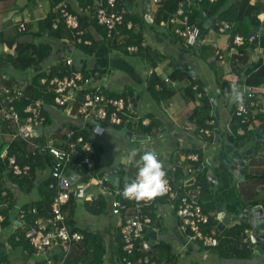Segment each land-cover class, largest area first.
I'll use <instances>...</instances> for the list:
<instances>
[{
    "label": "crops",
    "instance_id": "1",
    "mask_svg": "<svg viewBox=\"0 0 264 264\" xmlns=\"http://www.w3.org/2000/svg\"><path fill=\"white\" fill-rule=\"evenodd\" d=\"M122 1L124 16L126 14L127 21L132 22V27L122 26V37L112 41L106 36L104 27L96 23L93 0H0V56L15 55L16 48L21 42L34 45L46 44L49 49L48 56L41 63L27 70L16 69L12 63H3L0 66V95L3 86L12 89L21 88L28 96L30 94L27 88L31 86L35 90L43 91L37 99H32L30 96L31 100L42 101L45 111V121L39 131L43 136H60L69 126L83 125V120L77 111L73 112L72 109H68L71 104H74L73 109L75 106L78 108V102L65 107L58 106L54 101L51 104L46 102L45 96L51 97L53 94L40 84V79L51 77L49 74L53 69L62 67L63 69L81 70L93 77L91 84L93 87L99 83L113 93L126 91L130 94L128 99L133 101L131 114L135 117L134 120L141 121L147 118L151 123L154 119L159 130L155 135L149 134L147 140L131 146L126 140H137L126 137V129L120 130L104 122L99 124L102 125L100 132L91 135L89 128L87 133L94 140L95 149L97 146L101 166L102 152L120 151L122 155L125 153L123 163L109 169L118 168L119 175L125 178H135L138 171L139 154L146 150L155 152L163 161L167 177L175 184L180 183L183 178L193 176L195 184L201 185L202 192L199 195V202L211 218V224L208 226L209 233H215L219 238H223L226 237L225 232L231 227H238L233 237L239 238L245 246L252 249V252L241 250L235 254L232 249H226L221 244L206 248L189 241L186 234L181 231L180 220L173 209L161 214L155 211L152 218L153 226L147 235L152 244V258L170 264H264V253H255L257 242L254 243L251 240V237L255 235L251 223L233 217L228 220L227 224L220 226L222 220L220 212L232 214L236 210H244L249 206L264 209V137L254 140L255 134L263 125L260 119L263 112L251 111L254 123L250 122V124H253L254 128L249 130L254 135L244 142V146H240V140L236 134H242L241 130L244 128L240 126L237 131L233 128L237 118L238 102H232L231 98V88L235 84L242 91L244 102L248 101L247 91H253L262 100L261 108L264 109V82L260 83V80L264 78V10L258 14L260 23L249 27L248 33L254 34L255 40L238 46L234 44L227 31L221 32L218 29L222 22H229L231 25L240 22L237 0H227L228 18L224 20H220L218 15H208L197 0H187L192 9L190 21L199 25L201 35L204 34L200 46H196L201 48L200 52L206 59L203 62L192 50L193 47L187 46L183 39L175 34L173 27L162 18L160 7L163 0ZM257 1L264 6V0H251V3ZM62 3L69 4L71 9L78 13L81 24L92 42L90 45H79L65 31L54 27V22L58 18V9ZM197 8H200L201 15L195 14L194 10ZM49 17L50 19L53 17L51 28L48 22H45ZM211 18H213L212 21ZM21 23L26 24L25 30L20 28ZM58 23L65 27V23L61 24L60 21ZM140 37L142 40L136 41ZM129 45H137L138 52H129L127 50ZM216 46L221 49L223 55L221 59L216 56ZM69 58L73 59L70 66L66 64ZM154 74L160 76L175 91L173 96L156 99L149 89V82ZM166 78L176 81L177 85L173 87L171 82L166 81ZM219 79L227 82L229 90L220 88ZM200 84L203 85L202 90L197 92L195 98L185 100V88L192 85L193 90H196L195 86L198 88ZM156 87L161 88L160 85ZM199 92H203L202 96L198 94ZM204 99L211 103L210 113L216 119V123L219 121V132L223 134L221 142L215 136L216 124L210 137L201 134L203 126H200L197 119H189L193 111L201 109ZM4 106H7L5 102L2 107ZM4 125L0 127V147H3L1 154L5 155L8 150L7 146L11 142L10 132L12 131L2 128ZM115 130L124 132L123 146H120L121 143L115 139ZM227 143L233 144L236 150L242 153L247 149H253V153L249 155L247 164L244 166L246 171L244 180L236 178L221 162L224 144ZM133 149L139 152L135 157L131 155ZM191 150H200L202 159L208 163L202 166V164L188 160L187 154L196 152ZM1 160L6 162V158ZM50 173L51 166L44 170L38 169L31 178V183L25 187L24 181L18 184L6 179V190L11 193L12 198L11 201L9 200L11 203L1 204V208L2 205L10 207L8 213H5L10 223L4 227L0 223V259L5 256L10 264H38L41 261V254L31 252V249H23L21 246L17 247L13 242L11 245L8 239L11 234H16V240L21 238L20 232H15L12 226L18 219L16 217L19 214V208L23 209L24 205L37 201V203L43 202L44 196L50 197L44 194L46 188L48 192L50 190V181L48 182ZM211 173L216 175V180L210 177ZM24 193L28 194L25 198H23ZM42 195L43 197H40ZM105 195L112 199V193ZM111 199L108 212L100 214L108 217V222L104 223L106 225L103 228L91 229L103 234V241L107 246L103 264H126L118 258L117 235L120 231L121 218L112 213ZM36 204L34 203L33 206ZM80 204L83 205V202ZM31 207L28 209L30 210ZM83 207L91 213L89 206L83 205ZM86 221L85 212L77 213L74 227L79 229L81 225L86 224ZM94 224L102 226L103 222L99 220ZM244 225L246 227L243 230ZM69 228L72 230V227ZM8 245L12 246V250L21 251V259L13 257L11 252L7 251ZM82 249V242L74 245L66 258L67 264H81L82 261L78 257ZM52 253L55 257L61 258L63 251L60 249V243L52 248Z\"/></svg>",
    "mask_w": 264,
    "mask_h": 264
},
{
    "label": "built area",
    "instance_id": "2",
    "mask_svg": "<svg viewBox=\"0 0 264 264\" xmlns=\"http://www.w3.org/2000/svg\"><path fill=\"white\" fill-rule=\"evenodd\" d=\"M94 1L97 23L106 29L108 38L112 41L119 40V37H122L121 27L125 25L131 28L132 22L125 20L124 11L119 7L117 0H107L105 5L102 0ZM197 1L202 2L203 0ZM208 1L214 3L218 0ZM191 12V5L187 0H180L179 7L176 13L169 18L168 24L173 27L175 34L181 37L187 46L194 47L199 43L202 31L199 25L190 21ZM57 17L54 22L55 28L58 27V21L63 22L70 29L78 44L90 45L92 43L86 37V29L81 25L79 15L71 9L69 4L62 3L60 5ZM231 26L229 22H222L219 30L226 32ZM20 28L25 30L26 24L21 23ZM255 38L254 34L249 37L236 34L233 42L238 46H243L247 42H253ZM127 50L135 53L138 52L139 48L137 45H129ZM215 53L218 58H222L221 49L217 46ZM72 63V58L67 59V65L70 66ZM92 81L93 77L81 70H73L70 74L63 76L55 75L40 79V84L47 91L52 92L53 100L58 106L65 107L74 102L79 103L77 113L82 117L83 125L69 126L60 136L41 135L39 129L42 128L45 121L42 101H34L26 97L30 102L25 108L26 115L24 118L13 105L4 106L0 111V127L6 124L10 129L15 128V131L10 132L11 141L20 138L26 141L31 152L35 153L37 150L49 151L53 156L51 165L52 181L49 185L52 194L50 197L44 196L43 202L30 208L29 211L31 214L36 215V220L25 232L31 246L38 254L42 255V259L38 264H67L65 260L71 248L84 239L82 232L72 231L68 227L63 213V207L72 195H75L77 202H82L99 193H112V213L115 216L124 213L120 225L126 253L123 260L126 264H170L153 259L151 256L152 244L147 235L153 226V219L151 215L146 213L148 211L146 207L150 206L153 207L152 210L160 214L176 208L177 216L180 219V229L187 234L189 240L198 241L206 247L217 246L219 239L207 231L210 216L199 202L202 187L195 184L193 176L183 178L178 184H174L171 179L167 178V193L147 203L124 197V201H122L119 198V196H122V191L117 186L112 187L107 183L108 180L104 175H91L89 179L85 180L80 167L93 171L98 161L95 142L92 138H87L84 131L90 128L89 134H98L102 129L100 123L107 122L111 125H121L125 120L129 121L128 119L135 118L131 114L133 101L124 97H116L112 94V91H109L102 84L98 83L93 87L91 85ZM166 81L171 82L173 87L177 85V82L171 81L170 78H166ZM1 89L6 100L10 103L25 97L22 89L16 90L7 86H3ZM195 89H197V86H195ZM202 93L199 92L198 94L202 96ZM246 97L249 100L248 103L244 101L238 103L236 115L242 117L245 123L252 110H260L263 112L264 119V109L261 108L262 100L253 91H247ZM141 122L143 125L150 124V120L147 118H143ZM206 124L200 132L211 137L216 119L214 117L210 118L206 121ZM248 127L249 129L254 128L253 124L250 123ZM244 132L245 130L242 129L241 133L244 134ZM41 137H43V140H38ZM79 154H81L80 159L74 161L73 158ZM0 157L3 160L6 158L9 169L17 176L28 174L31 169L30 165L22 167L17 162L15 155L1 154ZM187 158L191 162L202 164V166L208 163L202 159L199 152H190L187 154ZM72 175L76 176L74 180H72ZM179 190L182 191L181 194ZM7 192V190H3L1 195L7 196ZM179 194L181 196L178 198ZM18 213L16 217L18 219L14 221L15 224H12L15 232L21 231L26 220L27 211L25 212L19 208ZM7 217L5 213L0 211V223L6 221ZM246 231L248 232V229ZM59 243L64 253L61 258H55L52 248ZM136 254L138 255L136 256Z\"/></svg>",
    "mask_w": 264,
    "mask_h": 264
},
{
    "label": "trees",
    "instance_id": "3",
    "mask_svg": "<svg viewBox=\"0 0 264 264\" xmlns=\"http://www.w3.org/2000/svg\"><path fill=\"white\" fill-rule=\"evenodd\" d=\"M102 1H103L104 5L107 4V0H102ZM179 1L180 0H163V3L160 7V12H161L162 18L164 20H166L168 22L169 18L176 13V11L179 7ZM117 3L119 5V7L122 8L121 5L123 4V1L117 0ZM236 3L239 6V15H240L241 20L238 23L232 24L231 28L227 30V32L232 37V40L236 34H243L246 37H249L250 34L248 32H249L250 25L260 23V19L258 17V14L262 10H264L263 4L259 1L255 2V3H251V0H237ZM199 4L202 8H205L208 15L209 14L210 15H218L220 20H224V19L228 18V16H227V7H228L227 0H218L217 2H214V3H211L208 0H203L202 2H199ZM194 12L196 15L197 14L201 15V13H202L200 8H197V10H194ZM52 18L50 19V17H49V19L45 21V22H48V26L50 28L52 27ZM125 20L127 21L126 14H125ZM62 23L63 22H61V24ZM96 23H97V21H96ZM219 26H218V29H219ZM101 27L103 28V26H101ZM56 29L63 30V31H65V33H67L68 36H70L71 38L73 37L72 32L70 31L69 28L66 27V25H65V27H63L62 25L60 26V24H59L58 28H56ZM103 29H104V32L106 34V29L105 28H103ZM86 37H88L87 32H86ZM73 39L76 41V39L74 37H73ZM140 40H142V37L138 38L136 41H140ZM137 44H140V43H137ZM82 46H88V45H82ZM48 50L49 49L47 48L46 44L45 45L44 44L34 45L32 43L21 42L16 48L17 53H15V55L9 54V55H5V56H0V66L3 65V63H12V65H14V67L16 69L27 70V69L41 63L48 56ZM73 70L71 68L63 69L62 67H59V68L53 69V71H51V73L49 75L50 76H54V75L63 76L66 74H70ZM173 77H175V76H173ZM263 82H264V78H262L260 80V83H263ZM218 83L220 84V88L222 90H224L225 88H227L229 90V87L227 86V82H225L224 80L219 79ZM157 85H160L161 88L157 89V87H156ZM200 85L201 86L198 87L196 90H193L192 85L187 86L184 90L185 100L189 101L191 99H194L197 92L202 90L203 85L202 84H200ZM149 89L153 92L156 99H158V98L159 99L169 98V97L173 96L175 93V91L169 85H167L160 76H158L156 74L151 76V79L149 82ZM27 90H28L30 96L32 97V99L33 98L34 99L39 98V96L43 93V91H41V90H38V89L35 90L32 86L28 87ZM112 94H114L116 97H124V98L130 97L129 96L130 94L127 93L126 91H123L120 93L115 92ZM45 97L44 98L46 99V102L48 104H51L54 101L53 95L51 97H47V95H46ZM4 102H5V105H7V106L13 105L15 107V109H17L21 113L22 118H24L26 115L25 108L28 105V103L30 102V100H27V99H25V97H23L21 99L14 100L13 102L10 103L8 100H6L5 95L1 94L0 95V111H1V108H2ZM245 102L248 103V101H245ZM211 109H212V107H211V103L209 102V100L204 99V104L201 107V109H196L195 111H193L191 113L189 119L190 120H196L197 119V121L200 123V126L204 127L207 125L206 124L207 119L214 117L210 113ZM43 113L45 114L44 110H43ZM236 117H237L235 120L236 122L233 125V128L235 131H237V129L240 126H242L245 129L244 134H238V135L236 134V137L240 140V146H244L243 145L244 142L251 139L254 135V133H252L251 130H249V128H248V125L250 122L254 123V120L252 118L253 114L250 113L248 115V120H247V122L245 121V123L243 122L242 117H239V116H236ZM260 119H261L262 123H264L262 115H260ZM128 120L129 121L125 120L124 123L121 125H114V126H116L120 130H124V129L134 130L133 131L134 134H137V135H149V134L155 135L159 130L158 124L154 119L151 120V123L149 125H143L141 121L137 122L134 119H128ZM2 128H4L5 130L7 129L8 131H15V128H12V129L7 128L6 124ZM84 134L87 138H90V135L87 133V131H84ZM40 139L43 140V137L39 138L38 140H40ZM8 146L9 147L7 150V156L15 155L17 158V162L22 167L25 165H30L31 169H30L28 174H23L21 176H17L13 173V171L11 169L7 168L8 166L6 167L7 162H3L1 160V157H0V204H3V203L8 204L7 202H10L11 198H12L10 192H7L8 193L7 196L1 195L2 191L6 190V187H7L6 179L14 181L15 183H18V184L21 181H24V183H25L24 187H25L27 184L31 183V181H32L31 178L34 177V174H36V171L38 169L44 170V169L48 168L49 166L52 165V161H53V156L49 151L42 152L40 150H37L35 153H33L28 149L26 141H24L20 138H15L14 140H12L10 142V144ZM2 150H3V147H0V155H1ZM96 151H97L96 156H97V161H98L96 168L93 171H88L87 168L80 167V169L83 171L85 180L89 179L91 177V175H96V176L102 175L103 176V174L106 173V170H104L100 164V159H99L100 156L98 154L97 146H96ZM191 151H196V152L198 151L201 154L200 150H191ZM80 156H81V154L76 155L73 158L74 161H78L80 159ZM122 174H123V172H122ZM49 175L50 176H48V178H49L48 182L49 181L51 182L52 175H51V173ZM119 176H120V182H119L117 187L122 191L125 183L131 182L134 178H130V177L125 178L121 174ZM48 182H47V185H49ZM107 183H109L112 187H116L110 181H107ZM179 193L181 194L182 191L179 190ZM44 194L51 196L52 191L49 190V192H48L47 188H46L44 190ZM180 194H179L178 198L181 196ZM40 197H43V195ZM119 198L122 201H124L123 196H119ZM110 199L111 198H109L105 194L99 193V194H96L95 196H93V198H91V199H85L83 201V205L85 207L89 206V211L92 214H97V215L106 214L108 212ZM37 202H33L32 204H29L30 206L28 204H26V205H24L23 209L24 208L28 209L31 206L33 207V204L34 203L36 204ZM37 204H39V203H37ZM79 204L80 203L76 201L75 195H72L71 198L68 200V202L63 207V213L65 215L66 223L68 224V227H72V231L79 230L84 234V239L82 241V248L83 249H82V253L78 257V259L80 261H82L81 264H103V262L105 261L104 254H105L106 247H107L103 241V234L101 232H97L95 230H92L87 225H81V227L79 229L77 227H74L75 222H76L77 207ZM2 206H3L2 208L0 207L1 208L0 211L2 213L7 214L8 208H10V207H7L5 205H2ZM152 208H153L152 206L146 207V209H148V211L146 213L151 215L153 218L155 215V210H152ZM203 208H204V206H203ZM26 209H24L25 212H26ZM204 210H205V208H204ZM174 212L177 215L176 208H174ZM123 216H124V213L122 215H119L121 220H123ZM35 220H36V215L31 214L29 209H28L25 223L22 226V229L20 231V235H21L20 240H16V234H11L9 239H8L9 243L13 242V244L17 247L21 246V248H23V249L24 248L25 249H31V252L35 251L34 248L31 246L29 240L25 237L26 230L29 228L30 225L35 223ZM9 223L10 222L8 220L2 222L3 227L7 226ZM210 224H211V221H210ZM245 225L243 227V230L246 227ZM119 228H120V231H119V234L117 235L118 244H119L118 258L120 260H122V262H124L123 257L125 255V252L123 250L124 240H123L122 234H121V225L119 226ZM237 229H238V227H231L227 232H225L226 237H223V238L220 237L219 238L220 241H219L218 246L221 244L226 249H229V250L232 249V251L235 254H238L239 252H241V250H244L245 252H252V249L245 246L243 244L242 240H240L239 238L235 239L233 237V233ZM157 247H159V246H157ZM60 249L62 250V248H60ZM63 253H64V251H63ZM138 254H136V256ZM55 258H57V257H55ZM0 263L10 264V262L8 261V259L5 256L0 259Z\"/></svg>",
    "mask_w": 264,
    "mask_h": 264
},
{
    "label": "water",
    "instance_id": "4",
    "mask_svg": "<svg viewBox=\"0 0 264 264\" xmlns=\"http://www.w3.org/2000/svg\"><path fill=\"white\" fill-rule=\"evenodd\" d=\"M148 5L149 2H148ZM207 17V16H206ZM211 21L213 18L210 19ZM209 20V21H210ZM204 34L201 35L199 43L196 45L197 47L200 46V43L202 41ZM216 99V98H215ZM213 99V101H215ZM138 100L136 99V103ZM216 113L218 116V110L216 109ZM216 131L215 136L216 139L221 142L223 134L219 132V121L216 123ZM126 137L132 138L134 140L143 141L147 140V136H140V135H133L132 131L126 132ZM264 137V124L259 128L257 133L254 136V140L262 139ZM253 153V149H247L244 153H242L239 150H236V147L233 144H224V152L221 155V162L226 166V168L229 170L231 174H233L236 178L239 180L245 179V169L244 166L247 164V160L249 155ZM210 177L213 178V180H216L215 174H210ZM76 178L75 175H72V180ZM107 180H110V182L114 185H118L120 182V176H119V169L118 168H111L107 172L106 176ZM220 210V209H219ZM221 219V225L227 224L228 220L232 219L233 217H238L240 219L246 220V222L251 223L252 227L254 228V236L251 237L252 242H257V247L255 248V253L261 254L264 253V209L263 208H255L254 206H249L247 209L244 210H236L232 214L230 213H223L220 212ZM152 233V232H151ZM152 235V234H150ZM263 260H264V254H263Z\"/></svg>",
    "mask_w": 264,
    "mask_h": 264
},
{
    "label": "clouds",
    "instance_id": "5",
    "mask_svg": "<svg viewBox=\"0 0 264 264\" xmlns=\"http://www.w3.org/2000/svg\"><path fill=\"white\" fill-rule=\"evenodd\" d=\"M231 98H232V102H234V103H236V102L242 103L243 102V93H242V91L239 90V88L235 84H233L232 88H231ZM125 131L127 132L130 130L126 129ZM133 135L134 134L132 132V136ZM140 136H147L149 138L148 135H140ZM138 154H139V152L136 149H133L131 151V155L133 157L137 156ZM137 168H138V171H137L136 177L131 182H126L124 185V188L121 192V195L124 198L134 199L137 202L147 203V202H150V201L154 200L155 198L163 196L164 194L167 193V191H168L167 173H166V170L164 168L163 161L161 159H159V157L157 156V154L155 152L150 151V150H146L142 154H139V163L137 164ZM105 176H107V172H106ZM108 181H110V180H108ZM115 186H118V185H115ZM82 202H79V203H82ZM210 221H211V218H210ZM210 221H209V224L207 225V231H208V226L210 225ZM220 226H222V225H220ZM214 235L219 239L218 235H216L215 233H214ZM186 237L189 240L187 234H186ZM189 241H191L193 243L200 244L198 241H193V240H189ZM219 241H220V239H219ZM204 247H206V246H204ZM206 248H208V247H206ZM123 250H124V246H123Z\"/></svg>",
    "mask_w": 264,
    "mask_h": 264
},
{
    "label": "rangeland",
    "instance_id": "6",
    "mask_svg": "<svg viewBox=\"0 0 264 264\" xmlns=\"http://www.w3.org/2000/svg\"><path fill=\"white\" fill-rule=\"evenodd\" d=\"M200 49L201 48H197L196 46L192 48V50L202 59V61L205 62L206 59L204 58V55L200 52ZM14 89H21V88H15L14 87ZM2 94H4L3 90H2ZM24 94H25V99H26V97L30 98V96L26 95L25 91H24ZM30 100H31V98H30ZM73 106H74V104H71L68 107V109H72L73 112L77 111V106H75V109H73ZM124 136H125L124 132L115 130L114 137H115V139H117L118 143H121L120 146H123L122 144H124V143H122V141H124ZM126 142L129 143L131 146H133V145L135 146V143L136 144L140 143V141H133L130 139L126 140ZM123 155L125 156V153H123ZM123 155L121 154L120 151L119 152L118 151H114V152L104 151V152H102L101 153V160H102L103 168H105L106 170H109L110 167L118 165L120 163H123V158H124ZM27 195H28L27 193H24L23 198H25ZM109 196H111V194H109ZM80 212L81 213L85 212V215H86L87 221L85 222L86 224H84V225H87L88 227H90L92 229H96L97 227L103 228L106 225L104 223L108 222V217L106 215H95V214L89 213L84 209L82 204H79L77 207V213L79 214ZM99 220L103 222L102 226H99V224H94V223H97ZM10 229H11V226H10ZM10 244L13 245L12 243H10ZM6 249L8 252H11L13 257L21 259V257H20L21 251L19 249H15V250L13 249L12 250V246H10V245H8L6 247ZM71 257H73V256L71 255ZM70 260H72V258H70Z\"/></svg>",
    "mask_w": 264,
    "mask_h": 264
}]
</instances>
